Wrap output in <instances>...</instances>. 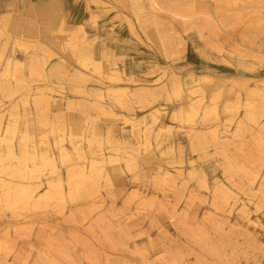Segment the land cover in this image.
Returning a JSON list of instances; mask_svg holds the SVG:
<instances>
[{
    "label": "bare ground",
    "instance_id": "1",
    "mask_svg": "<svg viewBox=\"0 0 264 264\" xmlns=\"http://www.w3.org/2000/svg\"><path fill=\"white\" fill-rule=\"evenodd\" d=\"M118 1L133 15L131 19L125 14L130 31L141 40L139 34L144 35L165 59V67L154 63L147 68L163 69L162 76L139 82L134 73H128L127 66L118 64L112 48L103 42L99 54L96 36L82 28L71 30L65 21H47L40 28L30 21L14 23L18 33L15 36L6 31L9 17L5 14L0 18V225L8 234L11 232L13 223L3 218L6 210L14 218L53 209L60 214L58 219L78 222L76 211L66 209V203L83 200L91 213L99 210L101 214L83 218L81 226L84 232L101 240L98 227L114 214L116 200L111 187L122 180L127 170L138 176H147L148 170L163 186L161 191L151 193L161 196L163 206L168 207L172 203L171 191L191 187L182 155L184 147L176 138L177 122L185 129L191 150L198 153V158L189 162V174L201 173L203 187L208 188L206 169L194 163L219 156L216 161L223 177L214 175L215 191L203 194L205 198L210 194L212 200L205 212L227 213L224 217L228 223L238 224L244 231L264 230L262 218H254L249 208V203L257 212L264 208V79L238 72L227 84L226 77L212 68L198 72L189 63L177 66L175 62L181 57L174 43L182 36L175 31L177 38L172 37L171 25L175 21L192 22L195 14L171 6L166 0ZM59 6L60 0H45L41 6L30 3L29 9L45 11ZM213 13V19L207 18L205 23L194 22L197 36L203 37L204 28L219 35L222 13L219 7ZM163 16L168 18L170 29L162 22ZM18 46L26 51L24 59L16 53ZM231 47V51L220 50V55L237 58L238 64L246 68L256 61L264 65V48ZM167 74L170 77L164 79ZM159 97L164 102L158 101ZM146 107L149 112L143 114ZM222 116L225 122L236 123L233 137L251 134L254 150L243 153L239 148L235 154L231 152L232 138L227 134L230 130L221 135L217 122ZM102 117L104 124L100 125ZM210 120H215L213 126ZM119 121L130 125V138H116ZM49 135L54 141L46 139ZM244 179L248 192L240 187ZM137 191L133 192L139 201L136 209L141 210L150 192ZM200 197L190 191L189 198ZM173 211H178L176 204ZM35 224L21 222L30 230L35 229ZM42 224L46 226V222ZM37 231L40 235L45 232L43 228ZM79 233L75 237L83 239ZM8 247L7 239L0 237V252ZM60 251L55 249V255ZM46 258L47 264H58Z\"/></svg>",
    "mask_w": 264,
    "mask_h": 264
},
{
    "label": "rangeland",
    "instance_id": "2",
    "mask_svg": "<svg viewBox=\"0 0 264 264\" xmlns=\"http://www.w3.org/2000/svg\"><path fill=\"white\" fill-rule=\"evenodd\" d=\"M44 1L0 0V18L5 14L9 17L6 31L16 36L18 33L13 26L14 23L30 21L40 28L47 21H55L56 24L65 21L71 30L82 28L88 34L96 36L98 43L96 50L99 54L103 42L105 46L112 48L117 55L118 64L127 66L128 73H134L136 79H140L139 82H149L157 76H162L163 69L149 71L147 68L154 63L165 67V59L144 35L139 34L141 40L130 31L125 14L131 19L133 15L118 0H60V8L45 11L29 9L30 3L41 6ZM166 1L176 8L192 11L196 17L187 24L175 21L171 25L172 37L177 38L175 31H179L182 36L174 43L181 57L175 62L177 66L189 63V67L198 72L203 68H212L221 77H226L227 84H231L238 72L248 77L264 79L262 61H256L250 68H246L238 64L237 58H224L219 53L220 50H233L231 45L240 49H246L244 46L264 48V0ZM217 7L220 8L223 21L219 24V35L214 36L208 28H204L203 37L197 36L194 22L200 20L205 23L207 18L213 19V12ZM161 20L166 23L165 27H168V18L163 16ZM112 30L115 31V35H112ZM16 53L20 59H24L26 51L18 46ZM72 63L77 65L74 61ZM169 77L170 75L167 74L164 79ZM253 81L252 79L249 83ZM158 101L164 102L163 97H159ZM149 109V107L144 108L143 114H147ZM102 118L103 120L98 122L100 125L104 124V117ZM222 120L224 121V116L217 121L219 129L221 135L224 134V130H230L227 134L232 138L230 150L234 151L233 154L239 148H242L243 153L255 149L250 133L233 137L232 132L236 123L222 122ZM208 122L213 126L215 120ZM30 124L32 126L33 122ZM174 124L177 125L176 138L184 147L182 155L191 187L186 191H171L172 203L168 207L163 206L161 196L151 193L156 189L161 191L163 186L157 183V179L152 177L148 170H146L147 176L140 174L138 176L127 170L122 180L111 187L112 196L116 200L114 214L112 217L108 216V211L104 210L108 221L98 227L101 240L87 231L84 232V227L81 226L83 218L90 216L97 218L101 214L99 210L91 213L83 200L66 203V209L72 208L76 211L78 222L58 219L60 214L53 209L31 211L14 218L10 211L6 210L4 221L13 224L9 234L5 227L0 225V237L7 239L9 244V250L0 252V264H47V256L58 264H264L263 229L244 231V227L228 223L229 219L224 217L228 216L227 213L216 215L205 212L212 200L209 193L207 198L203 194L207 191L213 194L215 191L214 175L223 177L222 167L217 166L219 163L216 161L219 156L198 159L194 163L202 164L206 169L208 188L203 187L201 173L192 176L189 174L191 171L189 162L198 158V153L191 150L184 133L185 129L180 128L177 122ZM129 129L130 125L119 121L115 127L116 138H130ZM210 130H208L209 138H211ZM46 139L54 141L52 135ZM106 145L108 144L105 142ZM168 156L164 155L165 158ZM249 161L248 165H252ZM62 168L65 170V166ZM45 173L47 176L50 175L49 171ZM240 183L242 191H246L247 181L244 179ZM191 190L196 191L201 197L189 198ZM136 191L140 194L143 191L150 192L145 197L143 201L145 205L141 210L136 209L139 202L138 197L133 194ZM175 204L178 206V211L174 213ZM249 208L254 218L259 216L264 222V208L257 212L253 203H249ZM28 221L36 223L34 230L21 225V222ZM44 222L46 226H43ZM38 228H43L45 232L40 235ZM79 232H82L83 239L75 237V234L80 235ZM59 234H61L60 239H57ZM148 235H151L150 239L147 238ZM49 238L53 241H49ZM55 249H60V253L55 255ZM66 254L69 256L67 257Z\"/></svg>",
    "mask_w": 264,
    "mask_h": 264
}]
</instances>
